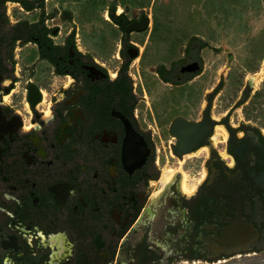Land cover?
<instances>
[{
  "label": "flooded vegetation",
  "instance_id": "flooded-vegetation-1",
  "mask_svg": "<svg viewBox=\"0 0 264 264\" xmlns=\"http://www.w3.org/2000/svg\"><path fill=\"white\" fill-rule=\"evenodd\" d=\"M16 1L0 6V264L264 254V39L173 37L140 0Z\"/></svg>",
  "mask_w": 264,
  "mask_h": 264
},
{
  "label": "rangeland",
  "instance_id": "rangeland-1",
  "mask_svg": "<svg viewBox=\"0 0 264 264\" xmlns=\"http://www.w3.org/2000/svg\"><path fill=\"white\" fill-rule=\"evenodd\" d=\"M8 6L13 20L23 15L19 4ZM137 8L145 9L153 24L170 23L173 37L224 38L230 40V48L240 45L242 39H264V0H140ZM76 19L80 30L89 29L88 24L79 22L78 12ZM94 19L100 25L105 22L100 15ZM174 47L179 49L181 44Z\"/></svg>",
  "mask_w": 264,
  "mask_h": 264
},
{
  "label": "water",
  "instance_id": "water-1",
  "mask_svg": "<svg viewBox=\"0 0 264 264\" xmlns=\"http://www.w3.org/2000/svg\"><path fill=\"white\" fill-rule=\"evenodd\" d=\"M219 264H264V254L240 257Z\"/></svg>",
  "mask_w": 264,
  "mask_h": 264
},
{
  "label": "trees",
  "instance_id": "trees-1",
  "mask_svg": "<svg viewBox=\"0 0 264 264\" xmlns=\"http://www.w3.org/2000/svg\"><path fill=\"white\" fill-rule=\"evenodd\" d=\"M7 1H13V0H0V6L3 5ZM16 2H18V0ZM19 2H20L21 5H24L25 4V2L23 0H21V1L19 0Z\"/></svg>",
  "mask_w": 264,
  "mask_h": 264
}]
</instances>
